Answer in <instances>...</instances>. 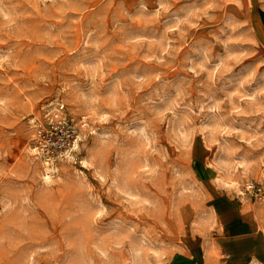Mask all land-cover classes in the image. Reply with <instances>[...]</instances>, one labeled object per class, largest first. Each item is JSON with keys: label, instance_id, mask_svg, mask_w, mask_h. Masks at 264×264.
I'll return each instance as SVG.
<instances>
[{"label": "rangeland", "instance_id": "obj_1", "mask_svg": "<svg viewBox=\"0 0 264 264\" xmlns=\"http://www.w3.org/2000/svg\"><path fill=\"white\" fill-rule=\"evenodd\" d=\"M70 155L32 148L59 104ZM264 0H0V264H187L216 196L264 225ZM224 252L223 254H225Z\"/></svg>", "mask_w": 264, "mask_h": 264}, {"label": "crops", "instance_id": "obj_2", "mask_svg": "<svg viewBox=\"0 0 264 264\" xmlns=\"http://www.w3.org/2000/svg\"><path fill=\"white\" fill-rule=\"evenodd\" d=\"M214 204L223 221L221 245L208 255L189 252L187 264H264V225L252 205L229 195Z\"/></svg>", "mask_w": 264, "mask_h": 264}, {"label": "built area", "instance_id": "obj_3", "mask_svg": "<svg viewBox=\"0 0 264 264\" xmlns=\"http://www.w3.org/2000/svg\"><path fill=\"white\" fill-rule=\"evenodd\" d=\"M86 126L83 119L69 118L65 104L51 108L44 118L35 120L31 130L32 148L48 161L55 157H64L76 149L78 137ZM246 190L251 197L264 195V182L249 180Z\"/></svg>", "mask_w": 264, "mask_h": 264}]
</instances>
